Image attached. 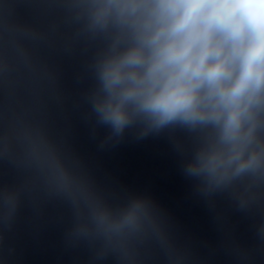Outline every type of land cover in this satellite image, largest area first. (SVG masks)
Wrapping results in <instances>:
<instances>
[{"label": "water", "instance_id": "95a60500", "mask_svg": "<svg viewBox=\"0 0 264 264\" xmlns=\"http://www.w3.org/2000/svg\"><path fill=\"white\" fill-rule=\"evenodd\" d=\"M97 44L79 31L68 0H0V264H264V186L204 191L186 175L196 138L140 125L111 134L96 122L88 93ZM42 133L76 179L53 182L30 152L24 129ZM114 212L134 200L150 218L134 235L83 233L85 197ZM83 210V214H82Z\"/></svg>", "mask_w": 264, "mask_h": 264}, {"label": "clouds", "instance_id": "9594fccd", "mask_svg": "<svg viewBox=\"0 0 264 264\" xmlns=\"http://www.w3.org/2000/svg\"><path fill=\"white\" fill-rule=\"evenodd\" d=\"M68 8L98 45L88 93L97 124L117 137L135 125L142 135L186 129L197 141L186 175L204 191L243 188V203L255 196L264 186V0H68ZM24 136L51 180L72 193L77 181L43 134L25 128ZM84 197L83 233L130 236L150 218L144 200L114 212ZM16 198L0 189L8 211Z\"/></svg>", "mask_w": 264, "mask_h": 264}]
</instances>
